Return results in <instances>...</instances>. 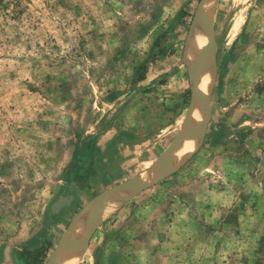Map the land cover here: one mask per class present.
<instances>
[{
    "label": "rangeland",
    "instance_id": "rangeland-1",
    "mask_svg": "<svg viewBox=\"0 0 264 264\" xmlns=\"http://www.w3.org/2000/svg\"><path fill=\"white\" fill-rule=\"evenodd\" d=\"M199 2L0 0V264H46L87 204L168 148L191 99L187 42L196 27L206 39ZM211 6L203 139L112 201L77 264H264V0ZM120 124L137 125L129 165L107 158Z\"/></svg>",
    "mask_w": 264,
    "mask_h": 264
},
{
    "label": "water",
    "instance_id": "water-1",
    "mask_svg": "<svg viewBox=\"0 0 264 264\" xmlns=\"http://www.w3.org/2000/svg\"><path fill=\"white\" fill-rule=\"evenodd\" d=\"M214 1L215 0H200L195 11L193 25L199 24L203 28L207 39V45L196 54L197 60L194 63L186 61L185 58L192 85L189 108L174 139L149 169L148 180L142 179L141 176L134 177L101 194L91 203L87 204L83 211L77 215L73 221L71 230L66 233L61 242L56 246L46 264H50L51 261H55L60 264V259L65 254V246L67 242L74 240L70 237V232L74 227V223L81 218L89 208H93V214L88 218L87 225L81 238L79 239L85 243V247L94 231L99 226L108 202H128L133 197L156 185L171 172L172 167H174V154L184 142L191 140L201 141L203 139L211 116V106L206 94L200 90L199 84L201 76L212 64V62H207L208 56L212 55L214 59L216 46L213 36L212 19L209 18V14H207L205 10L206 7L211 5ZM196 106H198L202 111V121L199 124L192 126L191 117ZM191 154H188V156ZM186 156L187 155H185V157ZM183 158L184 156L182 159ZM71 200V197L60 198L58 202L52 206V211L54 213L59 211L64 206L69 205Z\"/></svg>",
    "mask_w": 264,
    "mask_h": 264
},
{
    "label": "bare ground",
    "instance_id": "bare-ground-1",
    "mask_svg": "<svg viewBox=\"0 0 264 264\" xmlns=\"http://www.w3.org/2000/svg\"><path fill=\"white\" fill-rule=\"evenodd\" d=\"M211 9H212L211 5L207 6L206 9H205L206 13L209 14ZM198 33H199V35H198ZM198 38L200 40L203 39L202 40L203 43H201ZM206 41L207 40L205 39L203 32L199 28L196 27L195 29H193V36H192L191 40L189 42H187V45H186V48H185V51H184L185 52L184 56H185V58H186V60L188 62H191V63L195 62L196 61V54H197V53H193V52L190 53L189 48L190 47L191 48H196L198 51H200L206 45L205 44ZM209 82H210V73L207 71L201 76L200 84H199L200 90H202V92H204L205 94H206V90L208 88ZM196 107L198 108V113L196 115L195 120H193V122L191 123L192 126H195V125L199 124L202 121V111H201V109L198 106H196ZM192 119H194V112L192 114L191 121H192ZM184 143L175 152V154H174V159L175 160L174 161L179 160L180 158H182L185 155L193 153L196 150V146L198 144V140H194L193 145L187 151L182 153V146L184 145ZM140 176L142 177V179L148 180L149 173L145 172V173H142ZM108 204L111 206V208L108 210V208L106 207L105 212L111 211L114 208V206H113V204L111 202H108ZM87 214H89L88 210L84 213V215L81 218H79L74 223V227H73L72 231L70 232L71 239H74L75 236H77L76 235V233H77L76 229H77V226H78V222L82 218H84ZM77 231H78V229H77ZM76 240L78 242H76ZM81 245H82V240H79L77 238L75 240L68 241L66 246H65V254L60 259V264H68V263H66L67 262V258H68L69 264H75L76 263V257H77V254L79 252V248H80ZM66 255H67V257H66ZM51 263H52V261H51ZM53 264H54V262H53ZM56 264H58V263H56Z\"/></svg>",
    "mask_w": 264,
    "mask_h": 264
},
{
    "label": "crops",
    "instance_id": "crops-1",
    "mask_svg": "<svg viewBox=\"0 0 264 264\" xmlns=\"http://www.w3.org/2000/svg\"><path fill=\"white\" fill-rule=\"evenodd\" d=\"M118 127H119L120 131L117 133L123 132L124 135L127 136L126 142H121V141H119V139H114L115 144L112 147V149L110 150V156L111 157L109 156L107 158L110 159L109 162H119V160H120L122 163H126L129 165L136 158V151H134L133 148H128L129 145H131V143H130L131 140L129 139L130 138L129 136L132 137V131H134V128L137 127V125H134V126L132 125V126L128 127V126H126V124L125 125L120 124V125H118ZM109 142H110V140H108L107 144H109V147H110V144L112 145V143H109ZM121 143H128V144L130 143V144L122 146ZM123 147H126V148H123ZM112 150L113 151L119 150V151H118V153H116V151H115V153H112L113 152ZM108 159H107V161H108ZM184 210H186V213L188 212V209H186L185 206H184ZM183 211L181 212V216L183 214ZM82 248L83 247L81 245L79 248V252L77 254V257H76V263L75 264H77V262L82 257ZM66 257H67V255H66ZM66 263H68V262H66Z\"/></svg>",
    "mask_w": 264,
    "mask_h": 264
}]
</instances>
